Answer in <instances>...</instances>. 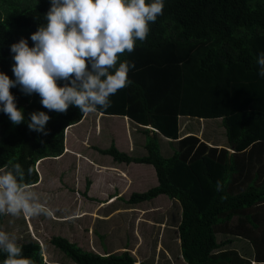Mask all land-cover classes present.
<instances>
[{"label":"trees","instance_id":"trees-1","mask_svg":"<svg viewBox=\"0 0 264 264\" xmlns=\"http://www.w3.org/2000/svg\"><path fill=\"white\" fill-rule=\"evenodd\" d=\"M163 3V14L149 25L147 40L136 41L135 51L119 57L135 64L128 72L132 83L110 97L111 107L97 110L149 124L152 128L142 129L145 152L130 155L112 142L99 151L116 161L153 166L156 184L131 192L125 203L159 193L170 198L171 221L166 225L177 211L174 226L184 264H264V78L257 74L256 63L264 53V0ZM50 6L51 0H0V72L10 79H15L11 44L23 38L32 47L31 34L46 25ZM64 83L57 81L59 86ZM10 92L25 121L14 125L0 105V168L2 173L21 164L26 186L37 181L34 164L40 158L63 152V130L83 112L74 105L66 113L50 111L39 94H25L19 85ZM39 111L50 117L47 135L28 128L30 113ZM179 115L220 117L227 147L233 150L208 145L192 132L180 135ZM158 133L173 142L170 154L160 152ZM217 181L223 185L220 191ZM88 184L86 178L85 188ZM156 218L163 224L164 213ZM96 232L105 238V232ZM29 234L25 230L17 242L22 256L34 264H49L42 245ZM233 237L245 240L247 254L228 245L239 241ZM49 242L77 264H135L127 249L97 253L59 234H52ZM5 259L0 252V264Z\"/></svg>","mask_w":264,"mask_h":264},{"label":"clouds","instance_id":"clouds-1","mask_svg":"<svg viewBox=\"0 0 264 264\" xmlns=\"http://www.w3.org/2000/svg\"><path fill=\"white\" fill-rule=\"evenodd\" d=\"M163 8V0H51L46 25L31 34L33 46L23 38L10 46L15 79L0 72L2 111L14 125L25 121L10 92L17 85L25 94H39L43 107L57 113H66L70 105L83 113L111 107L110 97L132 83L128 72L135 67L119 57L135 51L136 41L147 40L149 25ZM256 63L264 78V53ZM58 80L66 83L59 86ZM49 120L43 111L30 113L28 128L47 135ZM24 175L19 163L0 173V215L37 216L43 211L36 194L21 183ZM222 187L217 181V191ZM0 252L6 254L4 264H34L22 256L16 236L5 231H0Z\"/></svg>","mask_w":264,"mask_h":264},{"label":"rangeland","instance_id":"rangeland-1","mask_svg":"<svg viewBox=\"0 0 264 264\" xmlns=\"http://www.w3.org/2000/svg\"><path fill=\"white\" fill-rule=\"evenodd\" d=\"M92 113L93 112L83 113L81 116V120H82L81 124L83 122L87 123V121L90 120L89 118L92 117L93 115ZM189 117L190 118H186L187 122L184 125L187 124L190 131L194 133L198 137V139L203 140L208 145L218 146L215 142L217 140L218 141L222 140V137L220 136L219 131H222L223 137H225L224 127L222 126V124L217 125V124H214L213 122L214 120L218 118L210 117V118H205V119H200V118L198 119L197 117H192V116H189ZM212 118H215V119H212ZM107 119L108 120L111 119V116L107 117ZM207 119H210V120H207ZM218 121L221 123L220 119ZM101 122H102L101 127L103 128L104 122L103 120ZM79 125L75 127V125L71 126L70 124L67 128V131H70L71 129H74V128L75 130H78L79 127L81 129V126H83L84 124L80 126ZM115 127L119 128L118 129L119 132L117 135V137L119 136L118 138L119 144L121 145V147H123L122 149H125L126 142H128V137L130 135L129 136L128 134L127 136L124 135L125 131H124L122 124L116 123ZM80 129L78 133L76 134V136L73 137L71 141L68 138L65 142L63 138V144L67 143V145L72 146V152L71 151L70 152L73 154L71 153L68 154V152H65L67 154L61 158H57V157L40 158L34 164V168L37 171V181L34 182L33 184L24 186L27 192L35 193L38 199L40 198L39 203L43 211L37 216H25L22 214L20 217H13L11 215H3L2 220H1L0 231H5L9 233L10 235H15L17 238V242H20L23 240L25 230H27V221H31L33 224V228L29 230V233L32 234L34 231L36 232L37 236H34V237L38 238L43 245V251H42L43 258L45 257L44 254H47V253H48L47 257L49 259L54 258L56 260H60L61 257L67 258L66 256H64V254L59 249L54 247L49 242L48 237L52 235L50 230L56 231L59 228V226L51 225L52 223H55L56 221V220H53L52 217L58 215L56 213V210H62L63 207H67L71 209L75 204L78 205V202L76 201L75 198H74L75 204H74V201L72 202L69 201L67 205H51L49 204L50 194L54 192L58 187H62L65 189V191L70 193L71 197L73 194V196L74 195L78 196V199L81 201H84V200L87 201L91 199V198H83L82 190L84 189V186H85V179L89 178V175H92L95 178L97 176V173L94 170V168H92L91 166H87L88 164H91L90 162H88L86 159L84 160L82 156L75 155L73 151H76L78 149L82 151L83 155L89 156L96 151L92 147V145L94 144H100L102 146L108 145L109 136L107 134L94 133V131L92 130V131H89L85 139V138L79 137L80 133L84 134L80 132ZM133 129L134 128L128 125L127 132L134 131ZM180 129H183L181 125H180ZM180 129L178 130V133L180 135L184 134V129L183 131L182 130L180 131ZM142 134L143 135H141V137L143 139L144 133L142 132ZM95 136L97 140H94ZM104 137H106L107 140H105ZM133 140L136 143L135 138ZM84 141L88 144V146L86 147L84 146L83 144ZM158 141H159L160 152L163 155H168L172 152L174 148V144L172 141H171L172 143H170V141L166 137L162 136L159 133H158ZM74 148H77V149H74ZM137 148H141V152L143 153L145 152V149L143 146H140V147L136 146V149L132 150L131 151L132 153L130 154H140L139 153L140 151ZM121 151H124L125 153L128 154L126 150H121ZM77 153H80V152L77 151ZM106 156L107 155L103 153L94 154V158L99 162H102V160L105 161ZM141 164L142 165L138 167V170L140 173L145 174L141 170L144 167L149 166V164H146V163H141ZM0 173H1V168H0ZM148 174L149 172L147 171L146 175ZM148 178L149 176H146L144 180H147ZM118 180H119L118 178H116V180L114 178L112 179L111 182L113 184V183H116V181ZM133 187H136V186L134 185ZM133 187L132 186L127 187L128 190L127 192L123 194V197L128 199L129 194H130L129 192L131 189H133ZM136 188H139V187H136ZM53 198L54 196H52L51 199ZM58 199L63 200L64 197L60 195L58 196ZM171 205H172V201L166 198L151 199V201L144 203V205L141 208L137 209L138 214H136V211H132L134 214L131 216H128V218H126L124 222H122V220L118 217H113L112 223L114 222V220H116V225H117L120 221V224L123 225V227L120 228L119 230L122 232L123 237L124 236L126 237V242H128V245L131 246L132 244V246L130 247V254L133 255L135 259V264H138L139 261H144L146 264H184V260L181 259L179 255L178 239L176 237V228L174 226L175 221L177 220L176 219L177 211L175 212V214H173V221L170 222V226L166 225L167 222L171 221V216H168V211ZM84 206L85 205H83L82 207ZM174 206H176V203H174ZM161 212L164 213V218L162 219L164 221L163 222L164 225L160 224L159 223L160 220L156 218V216L160 214ZM128 215H129V212H128ZM143 215H145L146 217ZM59 216L62 217L61 215ZM85 216L87 215L85 214ZM84 218L76 220L79 223L80 227H85L87 230H90V229H93L94 225L97 224V221L95 220H90V219H87L86 217ZM147 218L151 221L146 220ZM64 221H67V220H64ZM73 221L74 220L69 219L67 223H72ZM154 221L155 223H159L160 225L154 226V224H152L154 223ZM133 227L135 228V232L137 236L134 239L132 238V234L134 233ZM136 229L138 230L136 231ZM45 232L47 233V235L45 234ZM103 237L104 236H101L99 238H103ZM221 237L222 236H217V239ZM233 238L238 239L239 241H234L228 245L235 247L239 251L240 254H247L243 250L244 244L246 245L245 240L239 237H233Z\"/></svg>","mask_w":264,"mask_h":264},{"label":"crops","instance_id":"crops-1","mask_svg":"<svg viewBox=\"0 0 264 264\" xmlns=\"http://www.w3.org/2000/svg\"><path fill=\"white\" fill-rule=\"evenodd\" d=\"M92 114H93L92 117L89 118L90 120H88L87 123L83 122L81 124L82 120L80 118L76 123L71 124V126L75 125V127H77L79 124L80 125L84 124L83 126H81V129L79 127L80 132L84 133V134L80 133L79 137L86 139L87 134L89 133V131H92V130L94 131V133L107 134L109 136L108 145L109 143L112 142L117 149L126 150L128 154L132 153L131 151L135 150L136 146H139V147L143 146L145 137H143L142 139L141 135H143L142 129L143 127H146V125L144 126L142 124L136 123L133 120H131L129 117H127L126 115L120 116L119 114H104L99 111H95ZM110 116H111V119L108 120L107 117H110ZM178 118H180L178 119V130L180 129V125H181V127L184 129V133L191 132L188 125L187 124H186L187 126L184 125L187 122L186 118H190V117L186 115H179ZM197 118L205 119L202 117H197ZM215 118H218V119L213 121L214 124H217V125L222 124L218 121L220 117H215ZM215 118H212V119H215ZM102 120L104 122L103 128L101 127ZM207 120H210V119H207ZM116 123H120L123 125L125 136H127V134L128 136L130 135L128 137V142H126L125 149H122L123 147H121V145L119 144V140H118L119 136L117 137L119 128L115 127ZM128 125L134 128L133 129L134 131L127 132ZM68 126L65 128H68ZM134 126L138 129H136ZM101 128L103 129V131ZM79 129L75 130L74 128L66 132L64 130L63 131L64 141L66 142L68 138L71 141L73 137L76 136ZM183 129H180V131L181 130L183 131ZM219 133H220V136L222 137V140L220 141L217 140L215 143L218 146H223L230 151L233 150L232 146L230 147L226 146L227 141H226V138L223 137L222 131H219ZM96 136L94 140H97ZM133 137L135 138L136 143L133 140L134 139ZM104 139L107 140L106 137H104ZM83 144L85 147L88 146V144L85 141L83 142ZM63 146H64L63 152L55 157L61 158L67 154L65 152H68V154L72 152L71 145H67V143L66 144L64 143ZM107 146H102L100 144L92 145V147L96 151L89 156L83 155L82 151L78 150L77 148H74V149H77L76 151H73L74 154L77 156H82L84 160L86 159L88 162H90L91 164L87 163L88 164L87 166H91L92 168H94V170L97 173V176L95 178L92 175H89V178H87L88 180L90 179L89 184L86 188L84 186V189L82 190V194H83L82 197L91 198V199L87 201L86 200L81 201L78 199V196H75V195L73 196L72 194V197H71L70 193L65 191L64 188L58 187L54 192L50 194L49 204L67 205L69 201L70 202L74 201V204H75V199H76V201L78 202V205L75 204L71 209L67 207H63L62 210H56V213L58 215L52 217L53 220H56V221L55 223H52L51 225L59 226V228L56 231L50 230V232L52 234H59V235L65 236L67 239L75 242L79 247L85 250H91L93 252L102 253V252H107V251L113 252V251L127 249L130 252V247L132 246V244L130 242L131 246L128 245V242H126V237L125 236L123 237L122 232L119 230L120 228L123 227V225L120 224V221L116 225V220H114V222L112 223L113 217H118L122 220V222H124V220L128 218V216H131L134 214L132 211H136V214H138L137 209L141 208L144 205V203L151 201V199L166 198L170 200V198L166 194L159 193V194H156L154 197L147 199L145 201L141 200L138 202H130L126 204L125 203L126 198L123 197V194L127 192L128 190L127 187L129 186L133 187L134 185L136 187H139V188L133 187V189H131L129 192L131 193L133 191L141 192L147 189L148 188L147 186L150 187L152 185H155L157 182L155 172H154L153 166L149 163H146V164H149V166H146L141 170L142 172L145 173L143 174L139 172L138 167L142 165L141 163H145V162H136V161L124 162V161L113 160L111 155H109L108 153H103L99 151L101 148H105ZM65 149H67L68 151H65ZM137 149L140 151L139 152L140 154L143 153L141 152V148H137ZM77 151H79L80 153H77ZM97 153H101V154L103 153L107 155L105 157L106 160L104 159L105 161L102 160V162L97 161L94 158V154H97ZM147 171L149 172L148 175H146ZM146 176H149V178L147 180H144ZM114 178L115 180L116 178H118L119 180L116 181V183L112 184L111 181ZM60 195L64 197L63 200L58 199V196ZM52 196H54L53 199H51ZM39 200L40 198L38 199V202ZM83 205L85 206L82 207ZM128 212H129V215H128ZM85 214L87 216H85ZM59 215H61L62 217H60ZM84 217L90 220L97 221V224L94 225L93 229L87 230L85 227H80L79 223L76 220L83 219ZM69 219H72L74 221L72 223H67ZM64 220H67V221H64ZM146 220L151 221L148 218ZM134 227H133L134 233L132 234L133 239L137 237ZM32 228H33L32 222L27 221V231L29 232V230H31ZM137 230L138 229H136V231ZM96 231H99L101 233L105 232L106 233L105 238H99L101 236L97 234ZM45 234L47 235L46 232ZM30 235L37 236L35 231L32 234L30 233ZM38 241L40 240L38 239ZM40 244L42 245L41 241H40ZM42 251H43V245H42ZM44 255H45L44 257L45 259L43 258V260L45 263L53 264V262H60L63 264H77L71 261L69 257L67 256L66 257L68 259L65 257H61L62 256L61 255L60 260H56L54 258L49 259L47 257L48 253Z\"/></svg>","mask_w":264,"mask_h":264},{"label":"water","instance_id":"water-1","mask_svg":"<svg viewBox=\"0 0 264 264\" xmlns=\"http://www.w3.org/2000/svg\"><path fill=\"white\" fill-rule=\"evenodd\" d=\"M145 126V125H144ZM149 126L150 128H152L149 124L146 125V127Z\"/></svg>","mask_w":264,"mask_h":264}]
</instances>
